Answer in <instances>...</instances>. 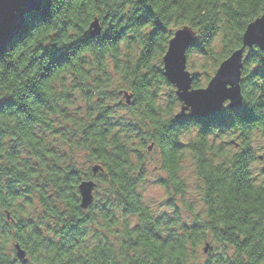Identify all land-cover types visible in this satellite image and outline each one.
<instances>
[{
  "label": "clouds",
  "instance_id": "obj_1",
  "mask_svg": "<svg viewBox=\"0 0 264 264\" xmlns=\"http://www.w3.org/2000/svg\"><path fill=\"white\" fill-rule=\"evenodd\" d=\"M151 2L152 0H144L145 4ZM64 3L65 0H0V39L4 35L5 20L18 21L25 28L24 34L13 40L7 49L0 48V103L7 98L10 105L23 102L31 107L30 100H21L26 94L24 82L29 81L43 63H47L49 68L57 62L66 65L42 89L46 92L53 111L37 107L35 114L40 116L41 123L32 127L35 137L18 124V121H23V116H0V129L8 130L7 135L0 136V264H96L100 259L101 250L106 253L105 264H128V260L137 257H147L150 260L147 249L142 246L129 247L142 235L136 225H140L141 229L150 225L167 236L169 229H175L179 233L183 221L191 222L196 219H199L204 227L195 234H183L184 246L179 249V254L184 264H204L206 257L202 249L205 241L213 244L217 251L223 252L236 264H243L248 259L245 253L228 240L213 235V228L219 224L220 215H209V208L215 205L205 203L208 188L203 180L180 185L183 191L177 200L180 204L178 213L171 207L161 206V201L168 194L163 189L160 190L163 194L153 195L156 188L152 181L157 176L169 174L166 167L168 151L180 143L188 145L194 140L200 141L197 133L202 121L185 99L190 78L183 77L182 81L177 79V76H183L184 37L178 35L177 40L173 41L172 51L168 53L166 60L157 58L138 70L137 64L143 43L148 41L156 44L158 41L155 33L149 36L150 29L138 27L145 20H151L147 14L139 20H127L133 15V9L128 5L134 3V0H101L98 5L99 12L91 15L82 12L79 16L73 15L71 18L63 11ZM258 6L264 9V4H253L252 8L247 10V15L241 17L238 28L227 29L224 49L226 54L230 52L231 45L241 39L240 31L245 28L248 35L243 38L244 42L258 44L264 49L260 40V37L264 36V19H256L255 23H251L257 15H264L253 10ZM106 14H111L110 19H105ZM93 19L97 23L89 29ZM121 21L128 23L131 32ZM52 24H63L64 27L58 28V35L51 38L47 47L42 51L34 47L21 49L25 52V59L35 63L37 67L31 71H21L19 67L7 71L6 52L11 53L34 31H47L44 26ZM134 25L136 26L133 27ZM250 33L255 38L250 37ZM129 35L136 37L135 44L129 43ZM190 38L199 39L200 42L206 39L202 26L194 28ZM16 55H19V51ZM261 60L264 61V53L261 54ZM113 65H119V75L102 87L97 85L91 98L85 97V88L96 84L97 77H101L105 71H116ZM226 65H233L234 69H237L239 56L233 57ZM143 73H148V77H143ZM61 76L65 79L61 80ZM165 77L180 88L179 100L175 89L169 87ZM133 80H147L149 86L134 87ZM258 83L264 86V81ZM117 86L132 93L137 103L134 107H115L108 114L112 121L131 120L139 123L144 129L141 135L145 145L152 144L153 149L148 152L145 147L141 160H137L130 153L133 146L139 147V141L133 145L118 128H113L107 137H101L100 128L95 124L97 113L105 111L109 105H116V99L105 95L103 101L98 102L97 97L107 87ZM65 92L72 94L70 100L63 98ZM258 100L259 103L255 105L246 100H241L238 104L233 100L229 105H224L221 100L217 109L219 118L215 121L217 128L213 135L225 126L231 127L239 135L247 126L245 118L248 113L264 123V97L258 95ZM88 105H92L91 111L88 110ZM62 108L66 111L62 112ZM151 109H155L154 117L149 114ZM45 120L54 127L66 128L68 135L53 136L50 134L51 129H45L44 135H41L38 129ZM89 125L93 127L89 128ZM13 131L15 136H12ZM261 132H264V129ZM117 133V139L113 140L112 137ZM37 140L39 153L36 151ZM10 141L19 144V155L14 158L8 155ZM117 144L127 145L125 151L129 154L118 153ZM245 144H253L258 152L264 154V136L261 133H256L253 139L245 141ZM244 146L241 144V148ZM104 147L109 149L108 155L103 153ZM94 148L100 151L93 152ZM239 151L240 149H232L224 158L217 154L218 171H213L209 177L210 181L224 169H228L227 175L231 176L235 171L232 165L237 159L234 154ZM117 153L122 160L116 159ZM124 161H127V164ZM142 164L145 170L138 175ZM95 165L100 166L96 173L93 172ZM252 167L255 175L256 166ZM117 172L119 176L116 175ZM10 180L16 182L13 185L15 188L30 189L26 195L32 197L31 203L26 202L23 196L8 194ZM81 184L85 185L84 189H81ZM258 187L264 189V177L260 178ZM133 188L141 193L138 201L132 195ZM82 201L88 207L81 209ZM105 201H108L109 207L117 217L112 226L108 224L112 217L103 218L99 211L100 205ZM219 203L220 200L217 199L216 204ZM126 206L129 208L127 215L121 211ZM8 213L11 214L10 217ZM196 213L200 215L197 216ZM164 214L168 219H164ZM81 217L84 219L81 220ZM157 217H161L163 222H157ZM173 217L174 222L169 223L168 220ZM208 221L213 223L209 224ZM37 228L41 230L40 234L36 233ZM96 228H101L109 234L110 243L103 242L104 237L95 233ZM113 228H119V233H114ZM189 236L192 237L190 241L187 240ZM224 245H227L226 249ZM168 259L174 260V257L169 256ZM210 264L220 262L212 260ZM224 264H227V260Z\"/></svg>",
  "mask_w": 264,
  "mask_h": 264
},
{
  "label": "trees",
  "instance_id": "obj_2",
  "mask_svg": "<svg viewBox=\"0 0 264 264\" xmlns=\"http://www.w3.org/2000/svg\"><path fill=\"white\" fill-rule=\"evenodd\" d=\"M100 3L101 0H65L63 11L67 13L69 18L73 15L79 16L82 12H88L91 15L94 12L100 11L98 7ZM253 4H264V0H152L148 4H145L144 0H134V3L128 5V7L133 9V15L128 17L127 20H139L141 16L147 14L151 20H145L138 27L150 29L149 36L151 37V34L155 33L156 40L158 41L156 44L148 41L143 43L139 54L137 69L139 70L144 64H151L157 58L163 59L168 50L169 43L177 30L185 26H192L193 28L202 26L203 35L206 39L202 42L199 39L196 40L189 48L188 65L195 75L194 88L207 86L218 70L221 62L242 47L243 35L246 28L240 31L241 39L231 45L230 52L227 54L224 52L226 48L225 36L228 28L239 27L241 17L247 15V10L251 9ZM253 10L257 13H264V9H261L259 6ZM110 15L106 14L105 19H110ZM261 16L264 15H257L251 23ZM94 21L95 19L91 20L89 29ZM121 22L131 32L132 29L129 28L128 23L126 21ZM44 27L47 31L39 29L34 31L32 35L27 36L23 43L18 45L16 49H13L11 53L6 52L7 71H12L17 67L21 71L25 69L31 71L37 67L35 63H31L28 59H25V52L21 49L34 47L42 51L44 47H47V43L51 41V38L58 35V28H62L64 25L52 24L45 25ZM24 32L25 28H23L16 39L20 38ZM128 40L131 44L136 43V37L134 35H129ZM18 51L19 55H16ZM253 53L256 54L253 55ZM262 53L264 52L258 47L248 49L244 60L243 79L241 83L242 91L244 100L253 105L259 103L258 95L264 97V86L258 83L264 81V61L261 60ZM65 67L66 65L59 62L51 68H49L47 63H43L39 70L35 72V75L31 76L29 81L24 82L26 94L21 100H30L31 107L23 102H14L10 105L6 98L4 102L0 103V116L7 118H13L18 115L23 116V121H18V124L27 129L35 137V133L32 132V127L41 123L40 116L35 114L37 107L46 108L49 112L53 111V106L48 100L46 92L42 89L53 76ZM113 68L116 69L114 73L105 71L101 77L96 78V84L92 87L85 88V97L91 98L95 94L97 85L102 87L105 83H110L114 80L115 76L119 75V65H113ZM72 74L75 76V71ZM148 75V73H143V77H148ZM200 76L202 79H206V82L202 83L199 79ZM60 79L63 80L65 77L61 76ZM164 79L168 82L169 87L175 89L166 77ZM132 84L134 87L138 86L141 88L149 86L147 80H133ZM121 92L127 91H124L118 86L116 88L107 87L97 97L98 102H102L105 95L108 98L116 99V105H109L105 111L97 113L95 124L100 128L99 135L101 137H107L113 128H118L121 133H124L125 139L131 141L133 145L139 141V147L133 146L130 149V153L137 160H141L144 157L142 150L146 147L147 151L151 152L152 150L149 148L153 146L152 144L145 145L144 138L141 135L144 129L140 127L139 123L131 120L112 121L108 114L115 107H134L137 103V100L132 98V103L128 105L124 96L120 94ZM128 93L132 94L130 92ZM71 96L72 94L70 92L63 94L65 100H70ZM121 97L122 99H119ZM88 110H92V105H88ZM61 111H66V109L62 108ZM149 114L154 117L156 115L155 109H151ZM218 118L217 115L206 120L200 119L202 124L197 135L200 137V141L203 142L194 140L188 145L180 143L168 151V163L166 167L169 169V174L160 176L155 184L168 193L163 206L171 207L178 213L180 204L177 203V200L183 191L180 185L203 180L208 188V191L205 193V203L215 205L209 208V215L215 216L217 213L220 215L219 224L213 228V235L228 240L230 244H235L239 251L245 253L248 259L243 264H264V189L258 187L260 178L264 177V166H261L264 165V154L258 152L253 144H245V141L252 140L256 133H261L264 136V132H261L264 129V123H261L251 113H248L245 118L247 126L239 135L228 126L219 129L213 135V131L217 128L215 121ZM92 127V125H89V128ZM45 129H51L50 134L53 136L68 135L66 128L54 127L46 120L42 122V127L38 129L41 135H44ZM7 134V129H0V136ZM15 135L16 133L13 131L12 136ZM118 135L119 133L114 135L112 139H117ZM233 141L235 142L233 143ZM241 144L245 146L241 148ZM38 145L39 140H37V153H39ZM116 148L118 153L123 152L125 155L129 154L125 151L127 145L117 144ZM232 149H240L239 152L234 154L237 157L232 165L235 171L229 177L227 175L229 170L224 169L210 181L209 177L212 176L213 171H218V165L216 163L217 154H219V157L224 158ZM98 151L100 149H93V152ZM103 153L108 155L109 149L104 147ZM118 153L116 154V159L122 160V157ZM8 155L10 158L19 155V144L16 141L8 142ZM261 157H263V160ZM43 158L47 159V157ZM124 163L127 164V161H124ZM253 165L256 166L255 175L253 174ZM144 170L145 167L142 164L138 175L142 174ZM191 170L193 171V176L190 177L187 175V172ZM116 175L119 176V172ZM15 183L12 180L8 182V194L23 196L26 202L31 203L32 197L26 195L30 189L15 188L13 186ZM132 195L138 201L141 193L136 192L133 188ZM217 199L220 200L219 204H216ZM128 203L131 204V201ZM80 208L83 209L81 203ZM99 211L103 218L112 217L108 221L109 226L115 224L117 217L114 215L113 209L109 207L108 201L100 205ZM121 211L127 215L129 208L126 206ZM7 215L10 217L11 214L8 213ZM196 215L199 216L200 213H196ZM80 219L83 220L84 217ZM164 219H168L166 214H164ZM156 220L157 222H163L161 217H157ZM174 220L175 217L169 219L168 222L172 223ZM208 223L212 224L213 221H208ZM203 227L204 225L201 224L199 219L192 220L191 222L185 220L180 224L181 231L179 233L175 229H169V234L164 236L150 225H145L142 229L140 225H136V228L142 231V235L139 239L134 240L129 247L140 248L142 246L148 250L151 259L137 257L128 260V264H184L179 254V249L184 246L183 234H195L200 232ZM73 228H75V225H73ZM112 230L117 234L120 231L119 228H113ZM35 231L37 234H40L41 230L37 228ZM94 231L104 237L103 242L105 244L110 243L107 232L102 231L101 228H96ZM191 239V236L187 237L188 241ZM207 244L213 249L205 253L204 248ZM171 245H176V247H171ZM224 248L226 249L227 245H224ZM202 251L206 257L204 264H210L212 260H218L220 264H224L226 260L227 264H236L230 257H226L223 252L217 251L215 246L207 241L203 243ZM129 255L133 254L129 253ZM169 256L174 257V260H169ZM105 260L106 253L101 250L100 259L96 261V264H105Z\"/></svg>",
  "mask_w": 264,
  "mask_h": 264
},
{
  "label": "water",
  "instance_id": "obj_3",
  "mask_svg": "<svg viewBox=\"0 0 264 264\" xmlns=\"http://www.w3.org/2000/svg\"><path fill=\"white\" fill-rule=\"evenodd\" d=\"M257 19H264V16H261ZM97 21L95 20L91 25L96 24ZM252 23H255L253 21ZM249 27H251V24H249ZM24 26L18 22H9L8 20H5L4 25V35L3 38L0 39V48L7 49V46L16 39L21 31L23 30ZM91 28V26H90ZM192 26H185L175 32L174 37L171 39L168 47V51L163 59L168 58V53L172 51L173 41L177 40L178 35H182L184 37L182 41V45L184 48L183 52V76H177V79L183 80V77H189V81L187 83V95L185 97L186 101L190 103L193 106L194 113L202 119H208L209 117L216 116L218 114V105L220 104L221 100H223V104L225 105L226 102H229V104L235 100L237 104L244 100V95L242 91V75H243V69H244V57L247 49H252L254 47H258L261 51L264 52V49H261L258 44H246L242 42V47L234 51L227 59H225L221 64L219 69L217 70L214 77L211 79L210 83L206 88H199L195 89L193 88L194 83V77L192 76L191 72L187 69V51L189 47L192 45L194 40L190 38L191 33L193 32ZM248 35V31L244 32L243 38ZM250 37H253V34H249ZM262 47H264V36L260 37ZM239 56V67L237 69H234L233 65H226L229 63V61L233 60V57ZM225 66L224 70L221 72V69ZM220 74V76H219ZM219 78L217 79V77ZM167 78V77H166ZM168 79V78H167ZM172 85H174L177 90V96L179 98V92L180 88L177 84H173L171 80H168ZM215 81V82H214ZM214 82V83H213ZM227 82V83H225ZM121 95H123L126 99V102L128 105L132 103L133 95L129 94L128 92H121ZM181 111H183V108H181ZM153 146H151L149 149L152 150ZM262 158V157H261ZM263 159V158H262ZM100 170V166L96 165L93 167V172L96 173ZM90 183V182H87ZM81 189L85 188L84 184H81ZM90 194V189H89ZM81 196H84V192H81ZM81 207L84 209L85 207H88L83 201L81 202ZM213 248L210 247L209 244L206 245L204 252L208 253L209 250H212Z\"/></svg>",
  "mask_w": 264,
  "mask_h": 264
},
{
  "label": "rangeland",
  "instance_id": "obj_4",
  "mask_svg": "<svg viewBox=\"0 0 264 264\" xmlns=\"http://www.w3.org/2000/svg\"><path fill=\"white\" fill-rule=\"evenodd\" d=\"M217 41H218V40H217ZM188 70L191 71V73H193L189 65H188ZM193 75H194V74H193ZM194 76H195V75H194ZM204 78H205V77H204ZM199 79L201 80L202 83H203V82H206V79H202L201 76L199 77ZM205 87H206V86H205ZM187 175L190 176V177L193 176V171H192V170H191V171H188V172H187ZM159 177H160V176H157V177L152 181V184H153V185L155 186V188H156V191L154 192L153 195H161V194H163V193L160 191L161 188L155 184V182L158 180ZM164 192H165V191H164ZM165 198H166V197H165ZM164 200H165V199H164ZM164 200L161 201V206H163ZM204 249H205V248H204Z\"/></svg>",
  "mask_w": 264,
  "mask_h": 264
},
{
  "label": "bare ground",
  "instance_id": "obj_5",
  "mask_svg": "<svg viewBox=\"0 0 264 264\" xmlns=\"http://www.w3.org/2000/svg\"><path fill=\"white\" fill-rule=\"evenodd\" d=\"M199 88H201V87H199ZM199 88H197V89H199Z\"/></svg>",
  "mask_w": 264,
  "mask_h": 264
}]
</instances>
